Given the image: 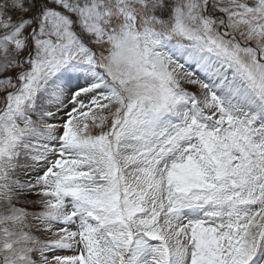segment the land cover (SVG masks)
Segmentation results:
<instances>
[{"label": "snow or ice", "instance_id": "1", "mask_svg": "<svg viewBox=\"0 0 264 264\" xmlns=\"http://www.w3.org/2000/svg\"><path fill=\"white\" fill-rule=\"evenodd\" d=\"M0 264H264V0H0Z\"/></svg>", "mask_w": 264, "mask_h": 264}]
</instances>
